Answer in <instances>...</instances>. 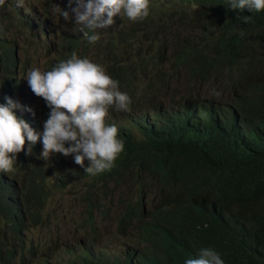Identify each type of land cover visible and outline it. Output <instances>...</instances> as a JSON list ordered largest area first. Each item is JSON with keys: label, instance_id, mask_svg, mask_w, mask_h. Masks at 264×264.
I'll list each match as a JSON object with an SVG mask.
<instances>
[{"label": "trees", "instance_id": "obj_1", "mask_svg": "<svg viewBox=\"0 0 264 264\" xmlns=\"http://www.w3.org/2000/svg\"><path fill=\"white\" fill-rule=\"evenodd\" d=\"M186 2L169 4L162 0H151V11L147 18L124 23L118 43L130 47L133 53L124 63H112L109 68L119 81V86L135 94L136 104L142 108V113L138 114L137 131L140 135H150V138L142 141L135 136L133 149L130 152L125 149L119 158L121 160L117 158L114 166L102 173L116 177L122 172V166L134 162L147 179L158 184L164 200L160 213L151 217L144 229L147 233L159 231L150 239L151 247L136 258L119 260V264H184L186 258L195 257L197 250L205 246L219 252L225 264H264V156L226 171L218 159H213L215 162L201 159L198 166L196 156L185 157L188 149L181 140L183 131H189L195 138L186 136L188 146L206 156L205 146L208 145L216 152L235 158H243L251 153L246 150L242 137L229 130L233 108L222 106L225 101L234 100L237 91L223 94L213 84L219 81L218 76H230L228 85L231 86L246 75L264 74V10L232 9L227 6L230 0ZM244 15H249L247 22L239 18ZM2 31L0 25V36ZM8 38L6 34L0 37V103L6 102L5 97L8 96L14 100L16 95L24 96L27 81L22 76L31 67L47 70L62 60L54 57L45 67L35 66L30 52L17 56L5 40ZM67 41L71 53L75 50L79 56H88L94 52V47L88 41L68 38ZM109 44L107 38H103L96 46L103 49ZM109 58L110 53L106 59ZM168 61L172 66L170 70L165 65ZM220 66L222 71L217 72ZM183 75L199 82L215 76L209 80L203 92L183 98H188L185 109L158 107L152 102V92H140L138 89V77H153L155 82L160 81L161 85L150 83L155 87V93H159V87H165L166 82ZM197 98H201V103ZM17 116L30 123L26 114ZM33 122L41 126L39 121ZM157 125L165 126L161 128L166 131L164 136ZM260 129L253 136L252 143L264 139V125ZM176 132L180 136H175ZM48 173L52 174L53 170ZM83 179H88V187L92 182L107 180L98 181L88 174ZM43 182L41 188L35 182L32 184L33 190L37 187L35 199L28 196L24 211L14 215V221L24 225L25 230L32 223L29 215L35 212V205L46 201L50 193L45 178ZM195 196L197 203L191 200ZM98 213L109 216L99 205L89 204L83 210L84 224L95 223ZM4 214L5 211L0 210V225ZM127 214L123 212V216L117 215L120 228ZM229 216L237 223H243L245 229L241 230L239 225V229L235 228L234 222L227 219ZM256 216L259 220L253 221ZM10 219L9 214L6 223L11 225ZM249 228L253 236L245 234ZM10 230L2 229L0 232V264L16 263V259L13 260L16 253L8 240ZM13 234L21 237L14 229ZM24 249L28 252V246ZM44 249L50 258L55 257V254H49L52 248ZM80 250L81 247L64 252L71 254L69 258H72ZM85 264L100 263L87 261Z\"/></svg>", "mask_w": 264, "mask_h": 264}, {"label": "clouds", "instance_id": "obj_2", "mask_svg": "<svg viewBox=\"0 0 264 264\" xmlns=\"http://www.w3.org/2000/svg\"><path fill=\"white\" fill-rule=\"evenodd\" d=\"M162 1L180 4L178 0ZM24 2L29 3L30 0H0V13L2 10H11V14L20 13ZM150 6V0H68V4L61 6L53 3L52 11L41 23L42 28L34 27L21 43L12 47L19 56V51L28 48L34 38L39 39L46 28H49L48 36L52 32L51 38L57 29L65 30L62 26L56 27L54 18L58 13L61 22L67 25V38L88 41L94 52L88 56H79L75 50L71 53L67 38L62 39L58 43L59 57H56L62 60L47 70L31 67L22 76L27 81L25 94L16 95L15 99L31 98L32 105L23 104L10 96L5 97L6 102L0 103V173L13 172L17 165L16 154L21 150L30 153L38 139L42 145L39 155L45 160L54 156L53 173H47L52 181L65 176L68 158L82 166L86 160V173L96 175L110 170L125 149L130 152L135 142L134 129L139 127L141 105L136 104L133 92L119 86V81L90 57L105 59L119 42L124 22L117 14L138 22L150 15ZM227 6L259 12L264 10V0H230ZM239 18L247 22L249 15ZM0 25L4 27L1 14ZM15 31L21 34L20 29ZM113 33L115 36H110ZM103 38H107L110 44L103 49L97 48ZM102 54L106 56L97 57ZM142 78L151 83L152 77ZM259 82L258 76L252 75L237 80L239 90L234 100L225 101L222 105L233 108L229 130L242 137L247 151H251L253 136L263 126L253 125L255 116L264 110V84L257 86ZM22 114L28 116L30 123L17 116ZM34 120L39 121L41 126H37ZM48 191L47 200L35 205V212L29 215L32 222L29 230L42 250L62 247L55 257H51L56 260L67 255L64 250L78 249L73 238L74 231L86 226L82 214L89 204L62 190ZM180 198L183 199L182 194ZM191 200L197 203L196 196ZM75 207L79 209L76 211ZM108 214H113L117 221V214ZM109 219L110 216L106 217L103 213L95 215L96 222H107ZM227 219L234 222L235 228L239 225L241 230L245 229L243 223H237L232 216ZM184 264H225V261L214 248L205 246L197 250L195 257L186 258Z\"/></svg>", "mask_w": 264, "mask_h": 264}, {"label": "bare ground", "instance_id": "obj_3", "mask_svg": "<svg viewBox=\"0 0 264 264\" xmlns=\"http://www.w3.org/2000/svg\"><path fill=\"white\" fill-rule=\"evenodd\" d=\"M31 1L32 0H30V2ZM178 1L180 4H184L186 1L190 0ZM29 3L24 2L22 12L17 13V15H12L11 10H2L0 13L4 23L3 34L9 37L5 40L10 47L21 43L24 37L32 32L34 27L42 28L41 23L45 19V15L40 12L34 4H30L28 7ZM55 4L59 6L68 4V0H61ZM188 5H192V3H188ZM52 7L53 5L49 6L47 11H52ZM67 7H69V5ZM48 12L47 15L49 14ZM117 16L124 23L130 24L133 22L126 16L120 17L119 14H117ZM17 29H20L21 34L15 31ZM132 53L133 51L130 47L125 46L123 43H117L111 51L109 59L92 58L91 60L102 64L106 68L108 74L113 77L112 73L109 71L110 65L112 63L114 65L124 63ZM257 76L260 80L257 86L260 83L264 84V79H262L264 74ZM137 82L140 92L153 93L152 102L158 107H163L164 109L180 107L185 109L188 98H183L189 97L190 95H174L168 91L162 90H159V93H155V87H153L147 79L138 77ZM218 83L219 81L214 82L213 86L218 88ZM234 86L236 87L234 91H238L237 82ZM197 99L198 102L201 103V99ZM261 124L264 125V110L259 115L255 116V120L253 121L255 127H259ZM157 127L163 132L164 136L166 131L161 128H165V126L157 125ZM134 132L133 137L139 136L142 141H147L150 138L148 134L140 135L137 128L134 129ZM174 135L180 136V133L176 132ZM262 135H264V133ZM186 136L194 137L189 131H183L181 137L182 144L188 149L185 157L189 159L190 156H196L198 159V166L202 161L201 159H211L212 162L218 159L222 163L224 171H226L238 168L243 162H254V158L258 160L264 156V139L259 141L254 140L251 153L243 158H235L218 151L216 152L212 146H205L204 142H202L201 144L206 147L207 157L204 153L188 146ZM25 148H27V146ZM41 148L42 145L38 139L32 146V151L30 153H26L25 150H21L18 153L17 165L13 172L0 173V210L5 211L0 225V232L2 229L6 231L11 228L8 240L11 244V248L16 253L13 259H16L15 264H85L87 261H97L100 264H119V260L124 261L128 257L136 258L139 253L151 247L150 239H153L159 231L152 230L147 233L144 229L148 225V221L151 217L155 216L156 213H160L159 209L162 194L159 193L158 184L147 179L145 174L141 172L134 162L130 163L129 166H122L121 169L124 171L122 170L116 177H113L108 173L96 175L86 173L85 167L88 164L85 160L83 166L78 164L79 167L75 170L74 178L79 179L81 177L83 179V177L88 174L98 181L99 179L107 180L95 183L92 182L91 186H87L88 188L86 187L83 189L81 192V196L83 197L81 201L87 204H97L101 210L107 213L123 216V212H128L126 220L123 221L122 228L129 229V232L120 244H116L115 248H109L105 245L108 240L103 236V230L101 229L103 222H95L92 225H86L74 231V242L78 248L81 247L80 252L76 256L69 258L71 254H67L56 260L50 258V256L36 244L35 237L30 233V227L25 230L24 225L15 222L13 219L15 214L24 211V203L28 196H31L32 200L35 199L36 189L44 185V178L47 180V189L67 191L72 185L71 172L73 170L71 167L76 164L73 159L68 158L66 160L65 168L67 171L65 176L57 181H52L47 177V173L53 169L54 156L52 155L48 160H45L39 155ZM122 154L123 153H120L117 158L119 159L120 156L122 157ZM67 157H69V155ZM128 175H132L136 179L132 184L125 185V180ZM84 180L85 179H83V181ZM85 181L88 183V179ZM34 182L37 187L33 190L31 186ZM9 214L11 225L6 223L9 219ZM255 220H259V217L256 216L253 221ZM13 229L17 234L21 235L20 238L15 237ZM245 234L253 236L250 233V228L247 229ZM25 246H28V252L24 249ZM48 259L51 261H48Z\"/></svg>", "mask_w": 264, "mask_h": 264}, {"label": "rangeland", "instance_id": "obj_4", "mask_svg": "<svg viewBox=\"0 0 264 264\" xmlns=\"http://www.w3.org/2000/svg\"><path fill=\"white\" fill-rule=\"evenodd\" d=\"M61 0H32L29 4H34L40 12H42L45 16H47V9L49 6L53 5V3L60 2ZM26 9V8H25ZM56 22V27L57 26H62L65 28V30L62 29H57V32H55V36L51 38L52 32H49L48 36V31L49 28H46L42 33L39 39L35 40V38L32 40V43L29 44V48H25L19 51L21 55H24L26 52H30L31 54V61L33 65L35 66H40V67H45L48 63L49 60L54 58V57H59L58 54V43L64 39L67 38L69 31L67 30V25L61 22V18L59 17L58 13L56 14L54 18ZM54 29V27H52ZM105 57L106 54L99 55L97 57ZM95 57V56H94ZM92 59V57H90ZM166 68L168 70L171 69V63L170 61L165 63ZM222 67L220 66L217 70V72H221ZM215 76L210 77L209 79L199 82L194 80L193 77H189L188 75H183L182 77H175L172 81L166 82L163 86L165 87H159L160 90L162 91H168L170 93H177L179 95H192V94H197L199 92H203L205 89H207V84L211 78ZM219 77V87L218 90L221 91L223 94L228 93L231 90H235L236 87L234 85L229 86L228 85V80L230 76H218ZM153 77L151 78V82L154 85H161L162 83L155 82L152 80ZM15 100L21 101L23 104L26 105H32V99H27V98H16ZM79 167L78 164L72 165L71 169L73 170L71 172L72 174V185L70 186V189L65 191L67 193L72 194L73 196L79 198H83L81 196V192L83 189L87 187V182L80 177L79 179L74 178L75 175V170ZM135 179L132 175H128L126 180H125V185L127 184H132L135 182ZM113 185V184H112ZM123 185V186H125ZM150 192V191H148ZM79 208L75 207V210L77 211ZM110 219L107 222H103L101 229L103 230V236L105 237L106 240H108L105 245L109 248H115L116 244H120L121 241L124 239V237L128 234L129 229L127 228H118L116 218L113 214H110ZM71 227H72V222H71ZM73 229V227H72ZM58 247L56 246L54 249L49 251V254H57Z\"/></svg>", "mask_w": 264, "mask_h": 264}]
</instances>
